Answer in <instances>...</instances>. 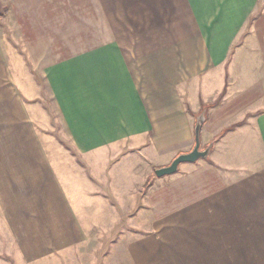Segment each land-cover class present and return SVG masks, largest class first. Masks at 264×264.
<instances>
[{
  "label": "crops",
  "instance_id": "0c3cea01",
  "mask_svg": "<svg viewBox=\"0 0 264 264\" xmlns=\"http://www.w3.org/2000/svg\"><path fill=\"white\" fill-rule=\"evenodd\" d=\"M7 1L0 264H264V0Z\"/></svg>",
  "mask_w": 264,
  "mask_h": 264
},
{
  "label": "rangeland",
  "instance_id": "374dc122",
  "mask_svg": "<svg viewBox=\"0 0 264 264\" xmlns=\"http://www.w3.org/2000/svg\"><path fill=\"white\" fill-rule=\"evenodd\" d=\"M2 18H6L5 19L6 21L15 18V16L13 15V12L10 10L9 2L7 0H0V25L1 24L3 25ZM3 28H5L4 25H3ZM6 38H7V36H5V40H6ZM8 40H9V38H7L6 41L8 42ZM14 43L17 45V42H14ZM14 43L13 42H10V44H14ZM40 78L41 77H38V82L39 83H41V81H42V79H40ZM48 104H49V102H48ZM54 116H55V114L53 112H50L51 119L47 123V127L45 128V130L43 128V125L44 124H41L42 129L40 131L42 132V137L49 138L50 141H54L53 139H55L58 144L63 145L68 151H70L71 153H74L73 152V149L70 147V145L68 144V142L64 138V135L62 133V130L60 128V125L58 123H56V120H55ZM48 131H50V132L48 133ZM44 134H46L47 136H45ZM45 143H46V141H45ZM57 143H55V144H57ZM50 144H51V142H50ZM122 163H124V162L123 161H120L118 163L117 162L114 163V162H112L110 160H107L106 163H105V165H106L105 167L106 168L102 172V179L114 180V179H117V178H121L120 177V171L118 170V172H117V169L120 168L123 165ZM139 167H140V165H139ZM121 168H122L121 169V176L123 178L124 177L125 178L126 177L134 178L133 177V174L127 173V172L124 171V168L123 167H121ZM53 172L60 179L68 178V175L66 173V170L65 169H62L61 167H59V165L54 164V166H53ZM96 172H97V168L95 169V171L93 173H96ZM142 174H144V170H139V171H137V176L136 177L139 178ZM137 178H135V179H137ZM104 190H105V193H107V194L118 195V196H120L122 198L123 197L128 198V196H129L128 189H121V193H118L116 191H115V193L114 192L111 193V187L110 186H108V187L105 186L104 187ZM124 204H126V203H124Z\"/></svg>",
  "mask_w": 264,
  "mask_h": 264
},
{
  "label": "water",
  "instance_id": "95a60500",
  "mask_svg": "<svg viewBox=\"0 0 264 264\" xmlns=\"http://www.w3.org/2000/svg\"><path fill=\"white\" fill-rule=\"evenodd\" d=\"M206 118V107L202 108L200 113L195 116L194 125V145L192 149L185 153H179L172 161L166 165L154 169V174L157 177H163L176 173L178 166L184 162H195L198 159H205L208 157L213 141H211L204 148L200 146V130Z\"/></svg>",
  "mask_w": 264,
  "mask_h": 264
}]
</instances>
